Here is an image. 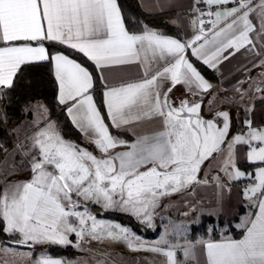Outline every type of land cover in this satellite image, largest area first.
<instances>
[{
  "label": "snow or ice",
  "instance_id": "1",
  "mask_svg": "<svg viewBox=\"0 0 264 264\" xmlns=\"http://www.w3.org/2000/svg\"><path fill=\"white\" fill-rule=\"evenodd\" d=\"M199 3L220 10L200 13L214 17L208 20L210 28L197 17L192 21L196 34L181 42L147 26L140 34L130 32L118 0H0V99L14 88L24 66L48 62L58 84V103L67 105L72 123L99 153L65 140L54 123L38 127L31 137V179L0 191V233L29 248H79L85 238L109 240L130 251L162 255L164 264H180L176 249L182 247L187 264L197 259L194 246L172 244L163 237L155 245H146L127 227L97 220L87 205L105 210L118 207L151 226L160 198L185 191L194 183H207L198 179L201 166L226 146L221 171L230 181L252 180L243 196L257 201L259 212L242 239L201 241L206 264H264V128H254L246 120V132L229 140L228 112L217 113L223 118L218 126L216 120L201 116L202 100L183 99L177 106L170 97L177 85H184L193 95L212 87L188 59L187 49L213 69L229 59L223 55L229 49L233 50L230 55L241 49L260 55L250 35L256 31L250 16L259 19V35L264 36V0H195ZM195 4L194 11H198ZM229 4L233 6L224 7ZM45 41L82 53L101 73L102 81L104 69L131 64L143 68V77L114 87L105 83V115L91 94L93 72L62 51L50 52ZM153 65L158 66L154 69ZM260 66L264 67V61ZM257 91L264 87L258 85ZM41 108L37 103L31 110ZM145 119H158L160 130L138 136L134 143L119 140L110 131ZM238 146L246 148V161L256 165L255 172L237 166ZM116 148L125 150L114 152ZM214 179L218 188L224 187L219 177ZM73 235L75 244L70 239ZM32 264L67 262L43 253Z\"/></svg>",
  "mask_w": 264,
  "mask_h": 264
},
{
  "label": "rangeland",
  "instance_id": "2",
  "mask_svg": "<svg viewBox=\"0 0 264 264\" xmlns=\"http://www.w3.org/2000/svg\"><path fill=\"white\" fill-rule=\"evenodd\" d=\"M260 82H264V75H262V73H257L253 75V80L244 90L239 89L238 91L236 88L224 89L220 85L219 87L215 86V89H211L213 97L206 104L205 112H211L212 106L216 105L214 104L215 100H221L224 104L228 105L227 112L230 116L229 140L232 136L236 135L232 115L236 114V116L240 119L242 117L241 112L250 114L253 111V108L256 105V99L260 94H262L257 91V86ZM212 92H209V94ZM37 103L43 105V108H41L39 112L32 111L31 109ZM44 109L47 108L44 106L41 99L36 98L29 107V117L23 124V130H21L20 127H15V125H10V130L15 134V144L12 148L6 150L2 160L0 161V191H2L6 185L22 183L29 179L30 174L32 175L31 166L26 163L27 161H30V155L33 152L31 149V137L28 138L27 135L30 134L32 129L44 125L46 126L48 123V119H50L51 116L49 111L47 110L45 112ZM49 122L54 123L57 131L62 135L58 123L53 118ZM217 123L219 126V121H217ZM62 137L67 141L74 142L81 147L92 151L94 154L99 155L92 144H87L83 140L81 143H78L65 138L63 135ZM134 142L135 141L131 143ZM240 149L241 146H238L236 149V152L238 153V158L236 155V159L238 161L241 157ZM124 150L125 149L123 148H119L116 152ZM227 151V147L225 146L223 152L213 154V157L206 161L205 168L200 169L198 179L200 181H207V183H194L185 191L161 197L159 200V206L155 209L153 214L151 226L146 223H140L135 216L121 211L118 207L107 209L110 212L123 214V219L133 220L134 218L135 221L142 225L144 230L152 233L154 232V236L140 234L134 230L131 224L123 223L120 220L114 221L101 217L100 213L103 214L107 210L100 205L89 203L87 205L88 210L92 213V215L96 216L97 220L103 221L104 223H118L127 227L136 236H139L146 245H155L162 237L167 239L172 244H178L181 246L192 245L194 246L192 251L197 259L188 261L187 264H205L203 258V245L200 243L202 238H200L197 242H192L188 239L193 226L201 222L202 216H211L207 213L205 214V212H208L211 209H217V211L219 209L218 215L223 213L227 219H230L234 218L233 215L239 214L240 206L242 207L243 212L246 209L251 210L253 207L251 202L247 201L240 205V191L243 183L230 181L228 176L221 171ZM214 177H219V182L224 186L223 188L217 187V181ZM93 206H97V208H94ZM79 210L82 211L83 207ZM185 213H187V215H185ZM212 217L215 219L219 218V216ZM233 226L235 227V224ZM227 228L228 226L221 227L218 223H213L209 227V232H218L223 234ZM70 239L74 244L76 243L74 235L70 236ZM112 244L113 242L109 240L101 242L85 238L84 241L80 242L79 248L71 245L60 247L69 249L70 254L77 253V255H86L88 264H164L165 262V257L162 255L154 254L148 251H130L122 243H114L118 246V257L120 258V260L117 259L116 261L113 256L115 253H113L112 248H110ZM34 246H46V248H48V245ZM16 248L18 250H28L26 249L27 247H21L18 245H16ZM28 251L34 250L29 249ZM176 252L180 264H185L182 247L177 248Z\"/></svg>",
  "mask_w": 264,
  "mask_h": 264
},
{
  "label": "crops",
  "instance_id": "3",
  "mask_svg": "<svg viewBox=\"0 0 264 264\" xmlns=\"http://www.w3.org/2000/svg\"><path fill=\"white\" fill-rule=\"evenodd\" d=\"M140 7L149 14H170V23L174 25L175 27L180 29V36L176 37L174 35L164 34L157 31L158 33H161L163 35H166L170 38L179 39L181 42H187L193 38V36L196 34V29L194 28L192 21L199 17L200 19H203V16L200 15V13H203V10L205 8L209 9V7L204 3L195 4V0H137ZM255 3H259V0H254ZM194 4L195 7L198 9V11H194ZM233 5H225L224 7H232ZM211 11L220 10V9H209ZM250 19L253 23V25L256 28V31L251 33V37L254 40L255 43V49L256 51L260 52L259 56L254 55L252 52L248 51L247 49H241L239 52H236L234 55H230V53L233 52L232 49H229L228 51L224 52V56H229V59L223 60V62L218 63L216 68H210L207 66L210 70L215 72V79H209L206 76H204L201 72V74L205 77V79L212 85L211 89H215V86L219 87V85L224 88H236L238 91L244 90L249 86V83L253 80V75L257 73H264V67H261V61H264V36L259 35V29H260V21L256 17L255 14L250 16ZM198 27V25H197ZM141 33V32H140ZM136 33V34H140ZM199 43V42H198ZM45 44V42H44ZM46 46V45H45ZM187 56L188 59L196 66L195 57L191 55V49H187ZM71 58V57H70ZM73 59V58H72ZM75 60V59H74ZM77 61V60H76ZM78 62V61H77ZM201 62L202 61H198ZM162 63V62H161ZM203 64V63H202ZM84 66V65H83ZM158 65H153V68L155 69ZM197 67V66H196ZM198 68V67H197ZM98 71V70H97ZM99 78L101 77V73L98 71ZM103 77L104 80L102 81L100 78V83L102 85V94L106 90L105 83L108 87H114L119 86L123 82H134L138 81L143 77V68L136 64L131 65H124V66H117L113 68H108L103 70ZM57 83V82H56ZM261 87H264V82H260L258 84ZM167 82L165 83V89L167 87ZM58 87V84H57ZM211 89L208 92L205 93H199L197 95H193L192 93L188 92L186 87L184 85H177L176 88L173 89L172 93H170L171 100L174 105H179L180 101L183 99H187L189 101H199L202 100V108H201V116L205 120H216L219 121V126H222L223 118L218 117V112H227L228 105L224 104L221 100H215L214 106H212V110L210 113L205 112V106L206 104L211 100L213 97V92ZM209 92H212L209 94ZM260 94L259 97L256 99V105L253 108V111L250 114H246L245 112H241L242 117L239 119V117L236 116V114L232 115V119L234 121V131L236 134L238 133H244L246 132L245 128V121L250 120L252 122V126L254 128H264V91H259ZM58 94L57 92V100H58ZM91 94L93 95L94 101L96 102L97 106H99L98 99L95 95V84L94 88L91 90ZM103 100V95H102ZM61 105V104H60ZM63 107H67V105H61ZM106 114V111H105ZM69 117V116H68ZM71 120V118L69 117ZM52 120V117L48 119V122ZM241 121V122H240ZM72 122V121H71ZM106 123H110V121L106 120ZM74 125V124H73ZM45 126V125H44ZM41 126V127H44ZM75 126V125H74ZM76 127V126H75ZM160 121L157 120H142L139 123L133 124L131 126H124L121 129H115L118 132H125L126 134H119V133H112L113 136H115L119 140L126 141L127 143H131L137 139L138 136H144V135H152L156 131L160 130ZM77 128V127H76ZM38 129V127L32 129L30 131V134L27 135V137H32L35 133V131ZM60 129V127H59ZM78 129V128H77ZM61 131V130H60ZM82 134V133H81ZM19 140V139H18ZM82 140L90 144L88 140L85 138V136L82 134ZM119 148L114 149L113 151L116 152ZM241 157L238 161L236 159V164L239 167V164L246 161V148L244 146H241L240 149ZM237 158L238 153L236 152ZM207 161V160H206ZM206 161L201 166V169L205 168ZM24 162V161H23ZM28 165L30 164V161L26 162ZM240 168V167H239ZM242 171H246L242 168H240ZM256 168L249 172H255ZM247 172V171H246ZM29 179H31V174L29 175ZM26 180V181H28ZM24 181V182H26ZM242 182V189H241V204H244L245 201L251 202L252 209H246L243 213L233 215L234 218L230 219H236L234 224L237 229H244V234L246 232V228L250 226L249 221L254 220L255 216L259 212V208L257 206V201L255 200H248L245 199L243 196V191L246 186H249L252 183V180L250 179H242L239 180ZM223 197V196H221ZM223 212V211H221ZM204 213V212H203ZM209 214L211 216H220L223 215L219 213V209H211L208 212H205V214ZM225 216V215H224ZM240 224V225H238ZM243 234V235H244ZM241 238H234L231 234L227 235H221L219 239H201L203 242L211 241L214 243L221 242L225 239H242ZM41 247V246H40ZM112 248V252L115 253L114 258L117 261V259L120 260L118 257V246L116 244H112L110 246ZM3 249H12L13 251H9L5 253ZM26 249H33L34 251H28V250H18L16 248V245L6 242L5 240L0 239V264H32V259L38 258L41 254L47 253L54 258H60L67 262V264H88L86 255H77V253H74L71 257H64L59 255H52L49 253L48 248L46 246L41 247L39 250H36L35 248H29ZM17 253H31L32 256L29 258L28 256H21ZM117 254V255H116ZM112 257V255H111ZM203 258L204 262L206 264V254L203 249Z\"/></svg>",
  "mask_w": 264,
  "mask_h": 264
},
{
  "label": "trees",
  "instance_id": "4",
  "mask_svg": "<svg viewBox=\"0 0 264 264\" xmlns=\"http://www.w3.org/2000/svg\"><path fill=\"white\" fill-rule=\"evenodd\" d=\"M121 6L122 13L125 18L126 27L130 32L140 33L144 27L147 26L150 29L159 30L164 34L180 36V29L170 23V14H149L146 13L139 5L137 0H118ZM46 47L50 52L56 50L62 51L69 57L77 60L79 63L87 67L94 75L95 95L98 99L99 106L102 111L104 110L102 100V85L98 71L95 69L91 61H88L82 53H78L75 50L68 49L66 46L59 45L57 43H51L45 41ZM198 69L204 76L209 79H215V72L210 70L207 66L201 62H195ZM58 87L54 78L53 71L48 62H37L31 65H26L22 68L21 73L18 74L15 80V86L11 90H7V94L3 99H0V161L2 160L6 150L12 148L15 144V134L10 130V125L20 127L23 130V124L29 117V109L31 103L40 98L44 106L49 111L50 116L58 123L61 133L65 138L71 139L75 142H82L81 132L73 125L69 119L65 107L61 106L57 100ZM106 115V114H105ZM113 133L126 134L125 132H118L113 128H110ZM239 167L252 171L256 168V165H250L247 162H242ZM240 183V181H235ZM97 208V206H93ZM243 212L240 206L239 214ZM100 213V212H99ZM101 217L111 220H120L123 223L131 224L135 231L147 236H154L155 233L149 232L142 228V225L131 219H123V214L118 212L105 211L100 213ZM236 219H227L224 215H220L218 219L212 216H202L201 222L195 224L188 239L192 242H197L202 239H219L221 235L231 234L234 238H241L244 234V229H237L233 225ZM213 223H218L221 227L228 226V228L220 234L218 232L210 233L209 227ZM0 239L5 240L8 243L15 244L14 239L9 237L6 233H0ZM22 247V246H21ZM48 251L52 255L64 256L66 258L71 257L69 249L60 246H47ZM36 250L41 247L33 246Z\"/></svg>",
  "mask_w": 264,
  "mask_h": 264
},
{
  "label": "built area",
  "instance_id": "5",
  "mask_svg": "<svg viewBox=\"0 0 264 264\" xmlns=\"http://www.w3.org/2000/svg\"><path fill=\"white\" fill-rule=\"evenodd\" d=\"M208 11H210L209 9H207V8H205L204 10H203V13H207ZM209 19H214V17H208L207 15H203V20L205 21V24H204V27L206 28V29H209L210 28V24L208 23V20Z\"/></svg>",
  "mask_w": 264,
  "mask_h": 264
},
{
  "label": "water",
  "instance_id": "6",
  "mask_svg": "<svg viewBox=\"0 0 264 264\" xmlns=\"http://www.w3.org/2000/svg\"><path fill=\"white\" fill-rule=\"evenodd\" d=\"M22 247H27V246H22Z\"/></svg>",
  "mask_w": 264,
  "mask_h": 264
}]
</instances>
